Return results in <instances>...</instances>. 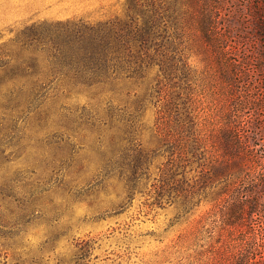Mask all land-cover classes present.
<instances>
[{
	"label": "rangeland",
	"instance_id": "rangeland-1",
	"mask_svg": "<svg viewBox=\"0 0 264 264\" xmlns=\"http://www.w3.org/2000/svg\"><path fill=\"white\" fill-rule=\"evenodd\" d=\"M125 1L0 0V46L21 58L0 68L2 263L196 264L191 233L224 194L183 210L180 196L160 188L167 153L156 130L157 98L148 101L136 80L81 77L55 58L49 39L71 19L119 16ZM258 2L264 12V0H247L245 50L254 66L264 51ZM30 26L41 42L28 51L11 46ZM189 63L206 70L201 56ZM262 125L253 115L248 128L264 145ZM257 196L264 221V187Z\"/></svg>",
	"mask_w": 264,
	"mask_h": 264
},
{
	"label": "trees",
	"instance_id": "trees-1",
	"mask_svg": "<svg viewBox=\"0 0 264 264\" xmlns=\"http://www.w3.org/2000/svg\"><path fill=\"white\" fill-rule=\"evenodd\" d=\"M248 20L247 0H126L119 16L71 19L49 38L55 58L81 77L136 80L146 84L148 101L157 98L156 130L167 153L160 188L180 196L183 210L217 190L224 194L191 233L200 248L196 264H264L257 196L264 187V145L248 128L253 115L260 127L264 122V51L254 66L245 50ZM38 30L25 28L11 46L30 50L41 42ZM8 51L0 46V68L21 59ZM192 55L201 56L206 70L192 69Z\"/></svg>",
	"mask_w": 264,
	"mask_h": 264
}]
</instances>
